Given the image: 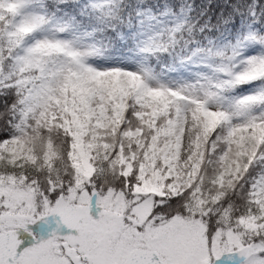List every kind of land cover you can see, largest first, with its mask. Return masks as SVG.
<instances>
[{"label": "snow or ice", "instance_id": "6c2138e0", "mask_svg": "<svg viewBox=\"0 0 264 264\" xmlns=\"http://www.w3.org/2000/svg\"><path fill=\"white\" fill-rule=\"evenodd\" d=\"M0 264H264V0H0Z\"/></svg>", "mask_w": 264, "mask_h": 264}]
</instances>
